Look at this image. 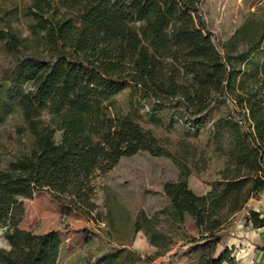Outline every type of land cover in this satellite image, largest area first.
Wrapping results in <instances>:
<instances>
[{
    "label": "trees",
    "instance_id": "1",
    "mask_svg": "<svg viewBox=\"0 0 264 264\" xmlns=\"http://www.w3.org/2000/svg\"><path fill=\"white\" fill-rule=\"evenodd\" d=\"M201 2L30 0L23 12L33 18L28 37L0 28L2 50L16 56L0 76V121L14 112L21 119L19 147L0 162V224L16 226L23 198L39 191L65 212L89 216L98 208L94 179L122 157L147 152L178 169L162 186L168 203L154 217L125 211L124 218L106 200L96 221L107 223L115 244L94 264H132L139 257L128 245L138 231L156 247L153 257L167 252L157 215L179 227L186 215L194 219L198 236L182 239L199 250L195 264H237L233 247L215 253L234 216L264 190V16L244 17L215 41ZM123 91L128 108L114 113ZM143 122H179L187 133L201 131L205 146L180 138L171 149ZM209 147L221 166L209 190L197 194L188 177L210 159ZM243 219L264 228L259 211ZM62 242L56 230L43 233L28 264H57Z\"/></svg>",
    "mask_w": 264,
    "mask_h": 264
},
{
    "label": "rangeland",
    "instance_id": "2",
    "mask_svg": "<svg viewBox=\"0 0 264 264\" xmlns=\"http://www.w3.org/2000/svg\"><path fill=\"white\" fill-rule=\"evenodd\" d=\"M29 3L30 0H0V28L7 26L19 37H28L29 25L33 18L24 16L23 12ZM201 11L216 41L226 39L244 17H263L264 0H202ZM23 54V51L18 53L19 56ZM15 61L16 56L4 52L0 43V76L10 69ZM115 99L113 112L123 114L128 108L126 91L117 94ZM20 122L18 112L0 121L2 166L6 165L19 147L15 126ZM143 125L151 128L158 137L166 139V144L171 149H175L174 143L180 138L194 142L199 149L205 146V138L201 131L187 133L179 122L171 128L154 127L147 122H143ZM22 137V141L28 147L30 143L28 136L23 133ZM56 138H59L58 133ZM208 155L210 159L206 163L199 162L203 168L189 177L190 187L199 191L210 188L211 182L216 179V169L221 166V160L216 158V153L211 147L208 148ZM177 176L178 169L169 158L139 152L122 157L111 170L94 179L96 186L94 201L98 208L89 216H83L75 211L65 212L64 206L44 191L36 192L31 198H23L24 212L21 221L12 228L0 224V264H28L38 247L40 235L49 230H56L62 241L69 238L59 264H94L98 255L115 244L107 223L96 221L104 217L106 211L104 202L108 200L113 212L116 215L122 213L124 218L127 216L125 211L130 217L141 212L154 217L156 210L168 203L162 190L163 183L174 180ZM240 218L241 215L236 214L232 223H239ZM154 225L166 234V242L169 250H172L153 257L156 249L149 244L143 231L140 232V236L136 232L128 245L130 247L133 244L136 236L135 245L139 258L132 264H195L199 256L198 249L189 251V247L186 250H183L181 245L173 247V244L187 232V222L179 227L171 219L157 215ZM230 237L231 235L227 233L224 241ZM233 252L235 255V251Z\"/></svg>",
    "mask_w": 264,
    "mask_h": 264
},
{
    "label": "crops",
    "instance_id": "3",
    "mask_svg": "<svg viewBox=\"0 0 264 264\" xmlns=\"http://www.w3.org/2000/svg\"><path fill=\"white\" fill-rule=\"evenodd\" d=\"M190 188L197 194H204L206 191L209 190V188H206L203 191H199L192 187ZM249 209L259 211L261 213V216H264V190L260 192L258 198L249 199L243 209L237 213L241 215L240 222L237 224H235V222L231 223L228 230L223 234L221 241L217 244L216 254H219L225 246H229L234 248V251L236 253L234 257L236 259L237 264H264V228L252 227L251 225L244 223L243 217ZM186 222L187 232H185V235L198 236V230L195 226L194 219L190 215L185 216V224ZM140 232L141 231H138L137 235L140 236ZM227 233H229L231 237L228 240L224 241V237L227 236ZM67 240H69V238L65 239V241H63L61 244L57 264H59L60 257L67 246ZM135 241L136 236L133 241V244L130 247L136 251L137 247L135 245ZM176 245H181V247L184 248L183 250H186L193 244L187 243L186 239L184 238H180L178 241L175 242V244H173V247H175ZM151 246L156 249L155 246ZM171 250L172 249L168 250L167 252H170Z\"/></svg>",
    "mask_w": 264,
    "mask_h": 264
}]
</instances>
